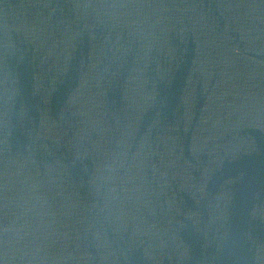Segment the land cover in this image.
Returning a JSON list of instances; mask_svg holds the SVG:
<instances>
[{
    "label": "water",
    "instance_id": "95a60500",
    "mask_svg": "<svg viewBox=\"0 0 264 264\" xmlns=\"http://www.w3.org/2000/svg\"><path fill=\"white\" fill-rule=\"evenodd\" d=\"M0 264H264V0H0Z\"/></svg>",
    "mask_w": 264,
    "mask_h": 264
}]
</instances>
